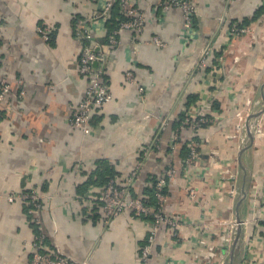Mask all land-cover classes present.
Here are the masks:
<instances>
[{"label": "crops", "instance_id": "0c3cea01", "mask_svg": "<svg viewBox=\"0 0 264 264\" xmlns=\"http://www.w3.org/2000/svg\"><path fill=\"white\" fill-rule=\"evenodd\" d=\"M168 1L136 0L146 14L143 34L121 31L112 45L108 17L96 14L105 0H0V80L12 85L0 110V264L31 263L36 227L26 201L7 194L32 189L45 196L41 215L51 249L76 263L139 264L151 218L127 209L108 219L95 173L111 169L125 185L136 172L128 186L131 196L142 197L171 164L178 172L167 185L165 210L184 224L177 236L169 229L158 234L154 264H225L223 221L237 219L243 189L239 210L250 222L242 225L234 264H264V0H192L191 34L181 9H164ZM78 19L93 33L103 57L96 65L113 95L94 109L88 131L70 123L89 82L78 70ZM245 20L248 32L231 35L230 24ZM40 25L48 26V41ZM154 35L166 46L153 43ZM208 43L219 51L216 75L196 64ZM127 71L136 83L127 81ZM191 107L214 123L198 130L200 157L187 166L179 142L174 152L170 145L175 134L192 137L179 123ZM233 175L237 195L230 192ZM208 244L217 251L208 252Z\"/></svg>", "mask_w": 264, "mask_h": 264}, {"label": "built area", "instance_id": "2783aa9c", "mask_svg": "<svg viewBox=\"0 0 264 264\" xmlns=\"http://www.w3.org/2000/svg\"><path fill=\"white\" fill-rule=\"evenodd\" d=\"M120 5V11L124 13L128 19L121 21L117 30L113 31L110 36V43L112 45L118 44L117 35L121 31H132L137 36H141L145 30L146 17L144 11L136 6V0H105L100 11L96 14L99 16L104 15L108 17L111 9L116 5ZM165 10L173 7H177L182 10L184 17V28L187 34H191L195 31V16L197 13V6L192 0H169L163 5ZM76 33L78 39L83 43V47L79 58L78 70L81 75L88 78V85L85 89L84 98L75 106L70 123L75 129L88 131L91 125V118L95 108L100 107L109 100L112 99V93L109 86L103 79V66H97L99 61L103 59L100 55V51L93 46V33L90 31L89 26L82 19H78L76 22ZM249 30L248 26H234L230 29L231 35H243ZM38 32L42 38L46 41L50 39V30L46 25H40ZM152 42L158 46H166V42L160 39L158 36L152 38ZM215 47L211 43L206 44L203 48L201 56L197 61L198 69L204 68L208 61H211ZM213 66V65H212ZM219 65H214L211 69L210 75H216ZM126 79L129 83H136L135 75L133 71L126 72ZM140 96H144V88L138 86ZM12 93V85L6 78L0 80V110L5 107L7 97ZM195 109V108H194ZM192 107L187 110L186 117L182 121V126H190L193 130V135L190 138V154L184 160L185 165L189 166L194 163L199 157L202 147V141L198 137V130L201 128V123H214L213 117L204 112H198ZM254 131H256L254 127ZM178 136L175 134L171 140L172 152H174L178 145ZM150 148L146 149V153H149ZM178 169L175 165H168L163 172L159 175L155 189L157 203L154 205H148L141 197H133L130 194L129 184L133 180L136 172L129 177L127 184L120 185L115 178H111L104 188V191L99 195L98 199L103 204V211L108 219L118 216L124 210H130L135 217H150L151 225L149 233L145 239V243L141 248L139 264H154V257L156 255V245L158 234L164 229H169L174 235H178V229L184 224V219L180 214H169L165 210V204L167 201V194L164 192L165 187L168 185L170 179L174 178ZM232 187L230 192L233 195L238 194L236 176H231ZM263 195H264V181L262 182ZM190 194L194 195L195 191L190 190ZM7 197L10 201H14L18 198L26 201L27 211L32 220V223L36 227V234L32 241L33 257L30 264H87V260H83L79 263L74 262L68 256L62 254L59 251L51 249L46 244V230L42 220V210L44 205L45 196L39 193L36 189L30 191L9 193ZM250 221L243 219L242 225H247ZM225 224L221 233V241L225 246L231 248L234 240L237 228V220L223 221ZM230 250V249H229ZM207 251H217L216 245L208 244ZM207 257V256H206ZM208 258V257H207ZM228 259V258H227ZM226 259V262H227ZM205 262V260H200ZM194 264H200L199 260H195ZM226 264V263H225Z\"/></svg>", "mask_w": 264, "mask_h": 264}, {"label": "trees", "instance_id": "16d2710c", "mask_svg": "<svg viewBox=\"0 0 264 264\" xmlns=\"http://www.w3.org/2000/svg\"><path fill=\"white\" fill-rule=\"evenodd\" d=\"M119 8L120 7L118 6V4H116L111 9V12L108 15L107 25H108V33H109V35L112 34L113 31H115V30H117L119 28L121 21L128 19V17L124 13H122ZM260 8H261V10H264V4ZM249 21L250 20H245V21L242 22L241 25H236V26L249 25ZM230 25L232 27L235 26V24H233V23L230 24ZM218 52L219 51H217L216 49H214V52H213L214 58L211 60L212 61V65H215L218 62V58H219V53ZM212 65H210V66L207 65L206 67H204L203 70L205 71V73H208L213 68ZM197 99H198V95L197 94L190 95L189 96L188 103H186L187 107H189ZM215 106L216 105L214 103V107ZM186 113H184V115H181V117L179 119L180 126L182 125V121L186 117ZM208 124L209 123H201L200 126L201 127H204V126H207ZM185 128H190V126L187 125V126H185ZM195 138H198V137L195 136L193 139H195ZM178 142H179V144L181 146L180 147V149L182 150L181 153L184 156V159H186L189 156V154H190V146H189V144L191 143V139H185V141H182L181 138H178ZM95 175L96 176H95V179L93 181V184L96 185V186H99V187L101 186V188L103 189V188H105V186L107 185V183L109 182V180L112 177L115 176V172H113L111 169L109 170L107 168H104L102 170L96 171ZM158 177H159L158 175L152 177V180H151L152 184L150 185V187L148 186L145 189V191H144V193H143V195L141 197L144 200V202L146 204H148V205H154V204L157 203L155 185H156V181H157ZM166 190H167V186L164 189V192L165 193H166Z\"/></svg>", "mask_w": 264, "mask_h": 264}, {"label": "water", "instance_id": "95a60500", "mask_svg": "<svg viewBox=\"0 0 264 264\" xmlns=\"http://www.w3.org/2000/svg\"><path fill=\"white\" fill-rule=\"evenodd\" d=\"M259 113H252L250 116H249V120L255 116H257ZM249 120H248V123H247V129H248V136H249V145L252 143L253 139H254V136H253V133H252V129H251V126H250V123H249ZM247 189H243L242 191V195L239 199V203H238V212H237V228H236V234H235V237H234V240L232 242V245H231V248H230V253H229V257L227 259V262L226 264H234V261H235V257H236V249H237V244L239 242V239H240V236L242 234V222H243V217L240 213V205L241 203L244 201V199L246 198L247 196Z\"/></svg>", "mask_w": 264, "mask_h": 264}, {"label": "rangeland", "instance_id": "374dc122", "mask_svg": "<svg viewBox=\"0 0 264 264\" xmlns=\"http://www.w3.org/2000/svg\"><path fill=\"white\" fill-rule=\"evenodd\" d=\"M163 5H164V3H163ZM141 10L144 11L143 9H141ZM144 13H145V11H144ZM145 17H146V14H145ZM154 36H157V35H154ZM154 36H153V37H154ZM153 37H152V38H153Z\"/></svg>", "mask_w": 264, "mask_h": 264}]
</instances>
